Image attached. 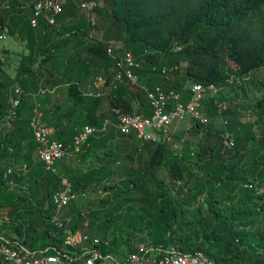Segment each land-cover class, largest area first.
Returning <instances> with one entry per match:
<instances>
[{
    "label": "trees",
    "instance_id": "trees-1",
    "mask_svg": "<svg viewBox=\"0 0 264 264\" xmlns=\"http://www.w3.org/2000/svg\"><path fill=\"white\" fill-rule=\"evenodd\" d=\"M6 1L13 5V0ZM97 1L104 2L103 8L97 7L94 10L101 18L102 24L106 26V40L100 42L88 40L89 32L97 26L96 23H91L90 17L86 18L82 15L79 16L78 24L62 25L66 18L79 15L75 16L71 0L64 2L63 13L57 17L56 24L47 27H40L47 23L43 17L36 26H33L31 22L29 24L25 22L26 17L20 15L21 10L7 17L8 15L0 7V33L7 30L9 36H17L23 42H27L26 48L29 51L21 58L13 78L3 69V64L0 62V200H8L12 204L10 219L16 228L15 238L11 241L27 246L31 252L43 251L49 247L60 248L63 244V236L51 219L55 209L52 196L60 189L61 177H65L63 172L65 171L68 180L72 181L75 191L97 188L110 191L111 189L105 187L103 182L114 176L116 171L114 167L117 164L122 165L126 155L136 157L134 160L136 161L143 149H147L150 154L148 162L150 170L168 165L171 177L175 181H182L185 178L186 160L191 159L200 167L201 165L211 167L217 160L213 172H208L211 176L210 183L217 186V189L220 186L243 184L245 185L243 192L247 198H251L247 203L241 199L239 206L234 209L232 205L229 206V202L235 204L237 194L228 195V192H224L227 197L222 202V206L225 205L223 217L216 211L217 203L210 204V197H207V204L212 208L211 214H208L207 218L192 214L189 216L191 219L186 220L184 205L188 194L179 199L178 209L168 207L170 201L166 205L165 203L161 205L160 196L145 195L148 198L145 204L143 203L145 206L134 202L133 207L138 208L137 220L151 226L153 237L149 243H146L149 248L154 249L153 251L160 249L165 253L175 249L173 242H176L177 252L185 255L202 252L213 264H233V262L264 264V258L256 259L252 263L251 256L244 260L248 248H252L255 242L264 248V227L255 226L256 223L259 224L261 217L252 214L256 212V215H260L262 210L264 212V192L261 191L262 183L259 181V177L262 179L264 176V155L258 158L256 151L254 152L257 160L254 159L253 165V169L257 170L256 176L237 175L235 179L229 178L224 183L217 181L219 177L217 180L214 178L215 171L222 166L223 157L216 158L217 146L212 143L200 144V147L189 155L185 151L184 154H175L173 159L169 160L173 156L172 144H147L143 148L138 147V144L134 146L138 139L135 133L122 136L109 127L106 132L91 136L81 152L72 156L81 157L88 164V167L81 172L73 174L72 170L69 171L65 167L63 170L60 169L68 157L56 164L55 174L47 171L41 160L38 164L32 163L34 154L38 156V147L30 127L36 101L29 94L37 93L40 87L54 89L68 80L70 82L66 92L68 99L76 107L81 106L83 110L85 109L84 114L77 121H70L65 127L60 126L61 118L56 119L55 127L47 121L48 113L41 108L43 120L49 127L55 129V139L70 147L68 148L70 153L73 152L74 139L81 129L86 126L101 129L106 120L116 121L112 109H118L125 114L151 115L149 102L141 90L137 111L128 98L130 92L127 86H120L101 98L86 95L88 82L93 77L97 78L98 70L105 72L107 85H110L114 78L117 65L107 54V43L111 40H122L125 51H130L138 58L141 66L135 69L134 73L141 82L150 89L160 85L165 90H174L183 95V102L190 99L187 89L189 84L233 87V84L228 83L232 72L229 68L231 64L237 68L235 75L247 76L264 70V0ZM177 46L182 47V50L172 53ZM155 66L157 70H153L152 67ZM162 67H178L179 70L172 72V76L170 75L172 78L168 79L159 73ZM15 86H19L26 95L21 99L17 117L9 124L8 98ZM260 87L263 95L256 98L255 109L259 117H264V79L261 80ZM221 96L222 93H219L217 99ZM105 105H108L107 110ZM55 110L59 111L61 113L59 115L63 118L74 115L73 109L68 113L62 112L59 107ZM206 110L212 112L211 116H208L211 122L207 126L197 124L198 127L193 132L201 131L204 135L203 132L207 131V140L216 133L215 139L220 141L223 129L219 121V108L214 99L204 102L203 112ZM227 111L228 107L223 112L224 117ZM228 130L231 134L234 131L233 128ZM180 133H176L174 139ZM181 137L183 138L184 135ZM252 139L255 140L256 137L252 136ZM258 144L262 147L264 143L260 140ZM205 147L209 148V152ZM21 156L24 161H19ZM25 164L28 165L29 172L23 177L7 174L8 169L18 170ZM34 166L36 168H33ZM253 176L256 178L251 181ZM12 180L17 186L21 182L29 184V191L38 194L39 200L36 203L30 200L27 209L23 211L37 215L36 220L20 217L22 211L16 202L26 203L30 198L12 191L14 188L9 184ZM134 185L138 186L137 183ZM207 189L197 183L194 194L202 195ZM119 197H116V202L112 193L109 197L112 200L108 198L98 207L89 202V208H86L90 212L92 231L103 241H108L109 234L104 233V230L110 227L109 224L115 217L117 209L127 206L128 202L121 203ZM129 199L134 200L132 196ZM112 201L115 203L113 206H111ZM158 205L160 209L156 217L148 218L146 221V216L143 215L146 212L145 207L155 208ZM81 208L79 204H74L67 214H74ZM189 229L191 234L186 236ZM133 237L129 235L127 239L131 240ZM140 238L143 242L144 239ZM111 239L109 246L103 247L110 253L115 252L114 246L119 243V236ZM128 246L131 247L130 254L139 253L137 248H132L131 242Z\"/></svg>",
    "mask_w": 264,
    "mask_h": 264
},
{
    "label": "rangeland",
    "instance_id": "rangeland-1",
    "mask_svg": "<svg viewBox=\"0 0 264 264\" xmlns=\"http://www.w3.org/2000/svg\"><path fill=\"white\" fill-rule=\"evenodd\" d=\"M34 1L35 0H20V4L16 3L17 5L24 8L23 11L25 12L26 17L24 20L27 24L31 22L30 20L32 18H35L34 9L33 7H31V4H33ZM71 1L74 6L73 11L76 14L75 16H77L78 14L79 15L77 17L70 16L66 18L65 22L62 23V25L65 26L78 24L79 16L82 15H84L86 18L90 17L91 23H96L97 26L93 28L91 32H89L88 40L91 42L105 41L106 26L102 24L103 22L101 18L97 15L94 9L90 10L81 7L83 3H97L99 5L98 8H103L104 2L97 0H89L88 2L87 0ZM62 2L64 3L66 2V0H62ZM3 4L8 5L9 3L6 0H0L1 7ZM9 12L10 11H7L5 12V14H9ZM41 17L38 18V21ZM67 20H70V22H68ZM47 25L49 24L44 23L40 27H47ZM3 33L5 34L3 35ZM0 36H5L4 39L0 40V62L6 68V72L8 73V75L15 77L16 70L19 66L21 58L24 55L28 54L29 51L24 48L25 44L18 43L16 39L13 40L11 36H9L7 30L1 32ZM116 41L123 43L122 40ZM229 68H231L232 70L230 74L235 75L237 68L232 64L231 66H229ZM35 69H37V66H35ZM97 73V78L93 77L88 82V92H95L97 87L101 88V85L105 81H107V76L104 71L98 70ZM235 76L236 79L234 80V84L232 85L233 87H223L222 91L220 92L222 93V96L218 97L219 101L223 103V106L226 105L228 107L227 115H225V120H229L227 128L234 129V131L232 132V140L235 142V147L232 150H227L223 144V137L220 141L215 139L216 133H213L212 136L207 140V131L203 132L205 133L204 135L201 131H190L186 138H182V132L186 130L187 127V123H184L178 126L177 133H181L175 137L174 142L171 145V152L173 156L169 159H173L175 154H184L185 151H187L186 154L189 155L190 153L194 152V150H197L200 147V144L204 145L206 143H212L213 145L217 146L216 158L219 159L220 156L223 157L221 161L222 166L219 168V170L215 171L214 178H216L217 180V177H219L217 181L224 183H226V180H228L229 178L233 177L232 179H235L237 175H255L257 173V170L253 169V165L255 160H257L256 157L259 158L260 155H264V144L262 145V147H259L258 144L260 140L264 143V117H259L258 111L255 109L256 98H260L263 95V91L260 85L261 80L264 79V70L254 72L247 76H241L238 74ZM69 84L70 82L68 80H65L63 84L54 89H50L47 87L51 90V92H55L48 95L41 94L36 97L37 104L40 105V107L43 108L46 113H48L47 121L55 127L56 119L58 118H61L62 121V125L60 126L65 127L68 122L77 121L79 117L84 114L85 109L83 110L81 106L76 107L74 103L68 99L66 92L69 88ZM129 92L130 93L128 95V98L133 102L134 110L137 111L140 91L134 87H129ZM208 100H212L210 95H207L205 103H207ZM57 107H59L64 113H68L69 111H71V109H73L74 115H70L69 118L64 116L63 118L62 115H59L61 113L55 110ZM41 108L40 111L42 112ZM106 108H108V105H105V109ZM231 123L234 124L231 125ZM5 126H7V124H5ZM252 136H255L256 139L253 140ZM184 140L186 141L183 143ZM137 144L138 147L140 146L143 148V145L139 141V139H137V141H135L133 145L135 146ZM206 151L209 152V148H206ZM254 151L258 153V156L255 157L256 152ZM149 156L150 154L147 149H143L141 154H139V156L137 157L136 161H134L136 157L134 158L132 155L124 156L122 165L117 164L114 167V170H116L113 174L114 176L103 182V185L105 187H109V189L112 190H110V192L113 193L115 201L117 199L116 197L120 196L118 200L121 203L128 202L127 206L123 209L120 207V209H117L118 211H116L115 217L112 218L113 220L109 224L110 227L107 228L108 230H104V233L108 232L109 234L108 239L119 236L118 242L120 244L118 243L116 246H114L116 249L115 252H111L113 254H116L118 257H123L124 255L129 254V249H131V247L128 246L129 242H131L132 248L134 247L135 249L149 248L146 243H149L151 237H153V235L151 234V226L137 220L136 216H138V208H135V206L133 207L134 202L139 203V205H143V203L145 204L146 199H148L147 197H145V195L149 196V194H151L153 197L155 195L158 197L160 196L161 205L162 203H165L166 205L170 201V203H168V207H177L178 209L180 208V205L178 204L179 199L182 198L185 194H188V198L186 200L187 202L184 205L186 220L191 219L189 218V216H192V214L196 215L197 217L204 216L206 218L208 214H211L212 208H209L210 206L207 204V197H210V204L214 205L215 203H217L215 204V207L217 209L216 211L223 217L225 216V205L222 206V202H224L225 197H227V192L228 195L230 193L233 195L237 194L234 200L235 204H233L234 202H229V206L232 205L234 209L239 206V201H241V199H244L243 201H245V203L251 200V198H247L245 192H243V186H245L243 184L236 183L235 185L220 186L219 189H217V186H213L210 183L209 180L211 176L209 173L213 172L215 168L214 164L217 162V160L212 164L211 167L205 165H201L200 167L197 163H194L191 159H188L185 162V166L187 168L185 170V178L182 181H175L171 177L170 167L168 165H164L159 169L151 171L148 166ZM206 158L210 157L206 156ZM19 161H24L23 156L20 157ZM39 161V156L34 154L32 163L38 164ZM63 167H65L69 171L72 170L71 172L75 174L77 172H81V170L83 169H86L88 167V164H86L84 159L81 157H68L64 161L63 166L60 169L63 170ZM33 168H36V166H34ZM63 174H65V177L67 179L69 178L68 176H66L65 171L63 172ZM254 178L256 177L253 176L251 181H253ZM247 181L250 182V180ZM259 181L262 183L261 191L263 193L264 176L262 179H260L259 177ZM134 183H137L138 186H135ZM197 183H200L204 187L208 188L207 191H205L202 195L194 194ZM210 184L211 190H209ZM216 184L218 185V183ZM12 191H17L18 194L30 198L27 199L26 203L16 202V204H19V208L22 211L20 213V217L36 220L37 215L33 213H26L23 211L27 209V204L30 202V200H33L34 203L39 200L38 194L36 192H30L29 184L25 182H21L18 186L16 185V187L12 189ZM131 196L134 198V200L129 199L131 198ZM109 199L112 200V198ZM113 204L115 203L113 202L111 206H113ZM159 209V205L155 208H153V206L152 208H147L146 206L144 209L146 211V214H143L146 216L145 220L147 221L148 218L156 217ZM11 211L12 204L9 203L8 200H0V236L5 237L9 241L15 238L14 230L16 228L15 224L12 223L10 219ZM252 214L256 217H261V221L259 222V224L256 223L255 226L264 227L263 210L260 212V215H256V212H252ZM185 226L184 229L186 228ZM102 234H100L101 237ZM189 234H191V229L187 231L186 236H188ZM129 235L134 236L133 239L128 240L127 238ZM140 237L144 239L143 242L140 240ZM175 244L176 242H173V248L176 249L177 247ZM249 256H251V263L256 259L262 260L264 258V248L260 247V245L255 242L252 248H248V254L244 258V260H247ZM233 264H235V262H233Z\"/></svg>",
    "mask_w": 264,
    "mask_h": 264
},
{
    "label": "built area",
    "instance_id": "built-area-1",
    "mask_svg": "<svg viewBox=\"0 0 264 264\" xmlns=\"http://www.w3.org/2000/svg\"><path fill=\"white\" fill-rule=\"evenodd\" d=\"M62 0H40L34 4V15L31 23L33 26L38 24V18H45L49 25H55L56 19L63 13ZM82 8L93 10L99 5L85 4ZM2 39V37H0ZM182 47L177 46L172 53H178ZM107 54L116 62V72L110 85L105 81L101 88L97 87L95 92L86 93L89 97L101 98L108 95L112 90L120 86L134 87L143 91L149 102L150 116L142 114H125L118 109H112L116 121L108 119L103 124V128L86 126L81 129L74 139L73 152L68 151V146L57 141L54 137L55 129L49 127L43 120L40 105L36 102V107L31 119L30 127L33 131L34 139L38 147V156L44 163L47 171L56 173V164L67 157L76 156L87 144L89 138L95 133L106 132L109 127L122 136H130L135 133L143 146L147 144H173L174 136L178 132L180 124L187 123L186 130L182 133L184 138L190 131L195 130L198 125L207 126L211 119L204 115L203 104L210 95L220 115L219 121L223 129V144L227 150L235 147L232 134L227 128L228 120L223 115L227 106L217 99L222 91L218 85L189 84L188 91L190 99L183 102V95L174 90H165L160 85H155L150 89L140 81L135 75L134 70L141 66L138 58L130 51H125L123 43L111 40L107 43ZM235 67V65H234ZM157 70L156 66L152 67ZM179 70L178 67H162L159 73L165 78H172V72ZM171 75V76H170ZM236 76L230 74L229 84H234ZM55 91L48 88H40L37 93L29 94L36 101V97L43 94H51ZM26 93L15 86L8 98L7 121L11 124L18 115V108L21 99ZM29 172L27 164L18 170L8 169L9 176L23 177ZM11 188H15V181H10ZM112 192L104 188L84 189L75 191L71 182L66 177H61L60 189L52 196V203L55 207L51 222L63 236V244L60 248H47L43 251L31 252L27 246L20 245L18 242L9 241L0 236V264H213L204 253L198 252L194 255H185L175 249L162 253L161 250L153 251L151 248H139V253L126 254L118 257L116 254L109 253L103 247L109 246L111 239L103 241L92 231L91 217L88 203L100 206L105 200L111 197ZM79 204L82 208L74 214H67L69 208ZM95 209V208H94ZM145 253L144 255L142 253Z\"/></svg>",
    "mask_w": 264,
    "mask_h": 264
},
{
    "label": "crops",
    "instance_id": "crops-1",
    "mask_svg": "<svg viewBox=\"0 0 264 264\" xmlns=\"http://www.w3.org/2000/svg\"><path fill=\"white\" fill-rule=\"evenodd\" d=\"M19 1V2H18ZM26 1H28V0H26ZM37 1H40V0H35L34 1V3L33 4H31V7H33V5L37 2ZM19 3H21L20 2V0H13L12 1V4L13 5H11L10 3V5L8 4V5H2V9H3V12H7V11H10L9 12V14H7L8 16L7 17H11V16H13L17 11L19 12L20 10H21V14L20 15H23V16H25V12L23 11L24 10V8H22L21 6H19V5H17V4ZM33 19V18H32ZM32 19H31V21H32ZM61 27V26H60ZM5 33H3V35H4ZM0 37H2V36H0ZM5 38V36L4 37H2V39H4ZM9 38V37H8ZM7 38V39H8ZM13 40H15L16 39V41H18V43H22V44H25V46H24V48L27 50V48H26V45H27V42H23L22 40H20L17 36H13V37H11ZM2 39H0V40H2ZM14 42V41H13ZM27 55V54H26ZM3 69L6 71V68L3 66ZM10 76V75H9ZM10 77H12V76H10ZM13 78V77H12ZM204 113V115H206V116H211V113L212 112H210V110H206L205 112H203ZM213 115V114H212ZM217 125V124H216ZM217 127H219V125L217 126ZM197 132V131H196ZM195 134H197V133H195Z\"/></svg>",
    "mask_w": 264,
    "mask_h": 264
}]
</instances>
